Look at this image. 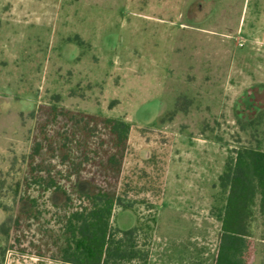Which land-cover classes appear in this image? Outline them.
<instances>
[{"label": "rangeland", "instance_id": "1", "mask_svg": "<svg viewBox=\"0 0 264 264\" xmlns=\"http://www.w3.org/2000/svg\"><path fill=\"white\" fill-rule=\"evenodd\" d=\"M253 89L264 90V0H0V264H63V192L76 205L97 190L126 192L133 209L113 225L141 228L146 264H211L218 178L239 145L264 140V111L241 119ZM54 103L69 113L51 121ZM96 117L130 124L115 170Z\"/></svg>", "mask_w": 264, "mask_h": 264}, {"label": "trees", "instance_id": "2", "mask_svg": "<svg viewBox=\"0 0 264 264\" xmlns=\"http://www.w3.org/2000/svg\"><path fill=\"white\" fill-rule=\"evenodd\" d=\"M246 99L245 114L241 119L252 122L257 112L264 111V90L253 89ZM67 113L54 103L49 107L48 116L54 121ZM71 118H74L73 115ZM95 119L110 136L112 153L107 157V166L109 170H115L127 146L130 124L117 118ZM86 124H83L81 131L90 136L91 129ZM41 133L52 151V141L43 129ZM263 142L256 138L254 144L239 145L218 178L225 200L211 264H246L251 250L256 248L253 242L260 244L261 264H264ZM66 147L63 143L61 149ZM40 150V143H36L31 156L38 155ZM34 183L43 191L59 190L51 178L45 181L37 177ZM63 194L65 200L55 220L59 227V236L54 241L58 261L63 264H146L149 251L139 242L141 228L121 231L113 225L117 209H133V203L127 201L125 191L110 194L97 190L80 194V202L76 205L71 204L65 192ZM29 215L30 212L21 216Z\"/></svg>", "mask_w": 264, "mask_h": 264}, {"label": "crops", "instance_id": "3", "mask_svg": "<svg viewBox=\"0 0 264 264\" xmlns=\"http://www.w3.org/2000/svg\"><path fill=\"white\" fill-rule=\"evenodd\" d=\"M254 260H255L254 257H252L251 260L249 262L247 261L246 264H261V256L259 257L257 263Z\"/></svg>", "mask_w": 264, "mask_h": 264}]
</instances>
